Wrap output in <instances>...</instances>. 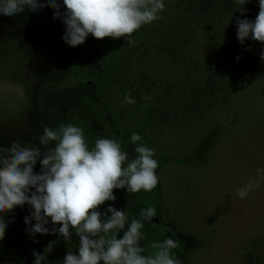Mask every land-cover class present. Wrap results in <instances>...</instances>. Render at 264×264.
<instances>
[{
	"label": "rangeland",
	"instance_id": "rangeland-1",
	"mask_svg": "<svg viewBox=\"0 0 264 264\" xmlns=\"http://www.w3.org/2000/svg\"><path fill=\"white\" fill-rule=\"evenodd\" d=\"M57 2L63 13V0ZM54 11L0 14V145L44 147L38 137L45 126L71 123L83 129L89 148L98 138H111L131 159L130 137L137 133L138 143L154 150L158 184L136 194L114 189L116 200L106 201L100 212L111 205L126 210L131 221L140 218V209L155 207L157 216L145 222L141 246L171 237L179 242L174 253L182 264H249L263 255L264 181L244 199L238 191L264 169V82L242 83L206 117L147 128L144 104H128L123 96L98 89L87 75L82 58L92 35L70 47ZM33 171L40 173L39 161ZM31 211L25 204L3 214L0 264H34V251L45 255L43 264H63L68 251L78 254L79 237L73 232L66 241L52 231L61 225L50 218L48 234L32 236L25 223Z\"/></svg>",
	"mask_w": 264,
	"mask_h": 264
},
{
	"label": "clouds",
	"instance_id": "clouds-1",
	"mask_svg": "<svg viewBox=\"0 0 264 264\" xmlns=\"http://www.w3.org/2000/svg\"><path fill=\"white\" fill-rule=\"evenodd\" d=\"M236 2L243 15L246 9L242 6L248 0ZM258 2L254 22L237 18V39L241 43L250 37L264 44V0ZM63 5L65 11L61 13L57 0H0V14L14 16L26 8L36 12L51 7L55 9L53 18L62 19L66 26L62 39L70 47L82 45L89 34L98 40L127 37L132 45L133 33L158 20L165 8L163 0H63ZM124 99L128 104L135 103L130 93ZM141 139L137 133L131 135L135 153L131 159L111 138H98L89 148L83 129L71 123L55 129L45 126L38 137L44 147H29L18 141L9 147L0 145V240L7 227L3 214L27 204L32 211L25 223L32 236L48 234L45 225L50 218L53 225H61L52 231L66 241L73 232L79 237L78 254L68 251L63 264H182L174 253L179 242L171 237L141 246L145 222L157 216L155 207L140 209V218L131 221L126 210L111 205L104 213L98 210L106 201L116 200L114 189L136 194L156 188L159 164L153 159L154 150L138 143ZM38 161L41 171L36 174L33 169ZM261 181L264 169H257L256 177L239 189L238 196L244 199L260 187ZM31 189L34 191L29 195ZM149 249L153 250L151 254H144ZM33 255L34 264H43L46 259L35 251Z\"/></svg>",
	"mask_w": 264,
	"mask_h": 264
},
{
	"label": "trees",
	"instance_id": "trees-1",
	"mask_svg": "<svg viewBox=\"0 0 264 264\" xmlns=\"http://www.w3.org/2000/svg\"><path fill=\"white\" fill-rule=\"evenodd\" d=\"M160 18L127 37L93 36L83 55L94 85L147 107V128L206 117L244 82H264V44L237 39V18L255 21L258 0H163ZM239 57V59H237ZM147 98V99H146ZM250 257V256H249ZM249 264H264V254Z\"/></svg>",
	"mask_w": 264,
	"mask_h": 264
},
{
	"label": "flooded vegetation",
	"instance_id": "flooded-vegetation-1",
	"mask_svg": "<svg viewBox=\"0 0 264 264\" xmlns=\"http://www.w3.org/2000/svg\"><path fill=\"white\" fill-rule=\"evenodd\" d=\"M71 54H72V56H73V57H75V56H76V55H75L73 52H71Z\"/></svg>",
	"mask_w": 264,
	"mask_h": 264
},
{
	"label": "water",
	"instance_id": "water-1",
	"mask_svg": "<svg viewBox=\"0 0 264 264\" xmlns=\"http://www.w3.org/2000/svg\"><path fill=\"white\" fill-rule=\"evenodd\" d=\"M66 52V50H64Z\"/></svg>",
	"mask_w": 264,
	"mask_h": 264
}]
</instances>
